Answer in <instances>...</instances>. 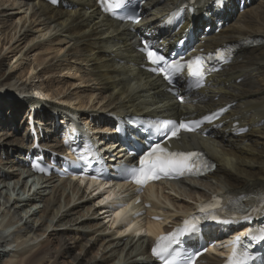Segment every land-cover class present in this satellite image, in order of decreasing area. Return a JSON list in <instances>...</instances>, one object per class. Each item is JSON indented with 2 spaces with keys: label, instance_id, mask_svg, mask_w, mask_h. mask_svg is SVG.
Here are the masks:
<instances>
[{
  "label": "bare ground",
  "instance_id": "1",
  "mask_svg": "<svg viewBox=\"0 0 264 264\" xmlns=\"http://www.w3.org/2000/svg\"><path fill=\"white\" fill-rule=\"evenodd\" d=\"M64 1L66 8H53L42 0H0V55L14 59L16 66L8 69L10 73L19 70L18 80L8 76L0 82V127L4 128H0V151L7 155L5 162L0 161V185L15 181L13 193L16 191L13 198L0 188V264H154L144 239L105 235L110 228L99 216L97 199L76 184L46 180L30 185L27 196L20 198L18 178L13 173L1 176L5 170L15 171V153L30 147V143L25 145L27 136L19 137V127L11 133L4 125L13 124L18 116L22 119L27 108L37 102L35 99H40L41 110L35 114L36 124L46 132L52 130V121L45 116L47 106L81 113L96 125L103 114L122 117L161 113V103H168L158 89L161 82L139 69L143 58L135 51L137 42L127 33V26L102 15L94 0ZM181 1L150 0L148 12L152 15L144 18L141 26L151 32L155 29L154 19ZM229 15L230 26L208 42L217 47L234 41L242 43L241 49L233 63L212 80L214 86L195 96L202 103L196 107L201 106L197 110L202 113L222 106V102L234 101L235 107L222 120L235 118L249 126L250 133L236 138L225 127L213 138L199 141L216 161V171L203 181L189 180L184 187L161 190L156 212L151 214L176 216V211L188 210L199 197L208 198L213 193H264V125H257L264 120V44L254 48L246 44L249 39L264 41V2L242 15ZM29 51L35 56L33 62L27 58ZM26 71L33 76H27ZM41 72L47 76L46 82L37 83L40 88L36 89L47 96L43 91L29 92L27 81L40 79ZM61 74L68 78L63 83L56 81ZM215 97L219 101H214ZM172 108L176 113L185 111L184 106L176 104ZM5 110L10 118L3 114ZM20 122V127H26V120ZM109 122L107 119L106 125ZM232 122L230 119L225 124ZM49 140L45 135L41 143L47 145ZM37 213L43 220L39 225L30 222ZM54 221L55 227L66 229L50 232L53 227L49 223ZM118 256L123 257L120 263H116ZM206 259L207 264L213 261Z\"/></svg>",
  "mask_w": 264,
  "mask_h": 264
},
{
  "label": "snow or ice",
  "instance_id": "2",
  "mask_svg": "<svg viewBox=\"0 0 264 264\" xmlns=\"http://www.w3.org/2000/svg\"><path fill=\"white\" fill-rule=\"evenodd\" d=\"M55 2V0H54ZM101 3L105 6V10L115 14L117 9L125 7L130 0H101ZM123 18V17H121ZM147 51V58L152 64L160 65L158 69H154L162 73L166 79L171 82L173 73H180L185 68L188 70L192 77H195V87H201V81L206 75L207 71L213 70L208 68L207 61L213 59L211 55L208 57L197 56L186 62L180 61H168L164 56L159 55L156 51L148 48L145 45ZM226 53L220 51L216 54V59L225 60ZM223 111V110H222ZM213 116H205L204 120L211 121ZM202 121H160L158 124L153 125L157 134L166 135L169 138H180V132L195 131ZM89 151L91 149L89 148ZM83 159V157H81ZM205 167H214L209 165L203 158V154L194 151H180L170 150L168 146L156 142L150 144L148 150L143 152L139 157L138 165L125 166L123 171L127 178H130L137 185H146L150 180L160 179L161 177H178L184 175H199ZM95 178V177H94ZM264 199V196L261 197ZM214 207L210 204L200 209L201 213H208L209 210ZM212 219H217L216 216H212ZM199 217H191L183 221L182 227L177 228L174 232L167 235L158 237L155 247L152 249L153 254L158 257L164 264H193L190 258H183L179 251L173 248V245L178 243V238L181 235L191 234L198 230ZM230 223L231 221H224ZM248 236L252 241H264V227L259 228L255 232L249 229ZM253 259V256L248 248H241V240L239 237L233 241L232 252L228 257L226 264H249Z\"/></svg>",
  "mask_w": 264,
  "mask_h": 264
},
{
  "label": "rangeland",
  "instance_id": "3",
  "mask_svg": "<svg viewBox=\"0 0 264 264\" xmlns=\"http://www.w3.org/2000/svg\"><path fill=\"white\" fill-rule=\"evenodd\" d=\"M30 53L28 54V56H27V58L29 59V61H31V62H33V59L35 58V56H34V54H33V52L32 51H29ZM3 54V53H2ZM0 55V82L1 81H5L6 79H8L7 77L9 76V77H11V78H13V77H15V79H17L18 80V78H19V74H18V72H19V70H16L15 72H14V74H12V73H10V70H8V69H10V68H15V66H16V64H15V61H14V59H12L11 57H9V58H7V57H3V55ZM40 71V70H39ZM26 74H28L27 73V71L25 72ZM36 73V72H35ZM40 76H41V78L39 79H34L33 80V78H32V80L31 79H29L30 81H27V83H28V86H29V88L31 89L35 84H37V83H40L41 82V79L43 78V81L44 82H46V75L44 74V73H40ZM64 77H66L65 76V74H61V75H58L57 76V78H56V81L58 82H61V83H63V81H66L68 78H64ZM27 78V77H26ZM29 78V77H28ZM38 80V81H37ZM76 85H78V83H76ZM83 86V85H82ZM85 86V85H84ZM83 86V87H84ZM57 87H58V85H57V83L55 84V86H54V88L55 89H57ZM82 87V90H84L85 89V87L83 88ZM1 93V92H0ZM88 94V93H87ZM1 95V94H0ZM4 115H5V117H7L8 116V112L5 110L4 111ZM21 115V114H20ZM9 117V116H8ZM5 122L6 123H8L9 121L6 119L5 120ZM11 124V123H10ZM12 125V124H11ZM9 129L10 128H6V131H8V132H10L9 131ZM15 130H13L11 133H13ZM19 137H20V135H19ZM0 152H2V151H0ZM10 157H12L11 155H10ZM15 182V181H14ZM13 182V183H14ZM43 204V203H42ZM42 204H40L39 206H41L42 207ZM38 206V207H39ZM41 209V208H40ZM32 211H33V209H31ZM38 210V209H37ZM40 211V210H39ZM32 214H33V212H32ZM37 217L35 218V217H33V219L31 218L30 219V222L31 223H36V225H39V224H41V222L43 221L42 219H40L39 217V215H41V213H37ZM42 220V221H41ZM39 221V222H38ZM41 221V222H40ZM54 223V222H53ZM48 224V223H47ZM50 224V226H51V228L53 227H55L54 226V224H51V222L49 223ZM48 224V225H49ZM53 225V226H52ZM72 228V227H71ZM93 255V254H92ZM99 257H101L100 256V254H99ZM98 257V258H99ZM122 259H123V257L122 256H118L117 257V259H116V263H120V262H122ZM120 261V262H119Z\"/></svg>",
  "mask_w": 264,
  "mask_h": 264
}]
</instances>
